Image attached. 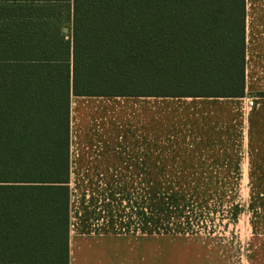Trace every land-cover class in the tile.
Listing matches in <instances>:
<instances>
[{
	"label": "trees",
	"instance_id": "16d2710c",
	"mask_svg": "<svg viewBox=\"0 0 264 264\" xmlns=\"http://www.w3.org/2000/svg\"><path fill=\"white\" fill-rule=\"evenodd\" d=\"M246 0H0V264H69L76 96H243Z\"/></svg>",
	"mask_w": 264,
	"mask_h": 264
},
{
	"label": "crops",
	"instance_id": "0c3cea01",
	"mask_svg": "<svg viewBox=\"0 0 264 264\" xmlns=\"http://www.w3.org/2000/svg\"><path fill=\"white\" fill-rule=\"evenodd\" d=\"M70 132L69 264H152L154 186L264 187V0L243 96L72 95Z\"/></svg>",
	"mask_w": 264,
	"mask_h": 264
},
{
	"label": "rangeland",
	"instance_id": "374dc122",
	"mask_svg": "<svg viewBox=\"0 0 264 264\" xmlns=\"http://www.w3.org/2000/svg\"><path fill=\"white\" fill-rule=\"evenodd\" d=\"M223 188L153 187L152 264H264V187Z\"/></svg>",
	"mask_w": 264,
	"mask_h": 264
},
{
	"label": "built area",
	"instance_id": "2783aa9c",
	"mask_svg": "<svg viewBox=\"0 0 264 264\" xmlns=\"http://www.w3.org/2000/svg\"><path fill=\"white\" fill-rule=\"evenodd\" d=\"M254 102L251 100L250 104L252 105Z\"/></svg>",
	"mask_w": 264,
	"mask_h": 264
}]
</instances>
